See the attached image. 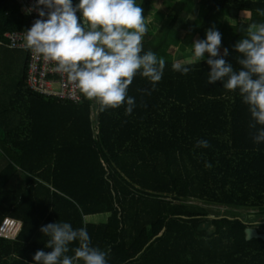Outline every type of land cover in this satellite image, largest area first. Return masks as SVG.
I'll return each instance as SVG.
<instances>
[{"label":"trees","instance_id":"16d2710c","mask_svg":"<svg viewBox=\"0 0 264 264\" xmlns=\"http://www.w3.org/2000/svg\"><path fill=\"white\" fill-rule=\"evenodd\" d=\"M140 6L149 28V6ZM193 7L177 0L161 33L144 36L141 54L165 66L155 85L137 73L126 115V101L102 112L83 96L75 103L30 90L29 52L11 50L6 34L27 31L32 17L0 0V226L23 225L17 239L0 238V264H36L37 251H52L41 228L56 222L86 228L90 246L110 250L107 264H264V232H247L264 223V142L253 141L249 106L223 81L207 83L209 54L182 62L190 71L181 74L169 53L191 57L194 39L214 29L229 52L216 58L240 70L234 46L264 23V0H200L189 23ZM11 58L14 69H3ZM188 200L247 212L248 221L223 217L209 236L200 219L209 215Z\"/></svg>","mask_w":264,"mask_h":264},{"label":"clouds","instance_id":"9594fccd","mask_svg":"<svg viewBox=\"0 0 264 264\" xmlns=\"http://www.w3.org/2000/svg\"><path fill=\"white\" fill-rule=\"evenodd\" d=\"M35 10L41 19L27 30L26 47L67 74L82 96L96 102L100 111L119 108L126 101L125 114L130 115L135 99L128 97L127 90L137 73L153 85L161 80L165 60L152 51L141 54L148 27L144 9L136 0H79L76 6L72 0H36ZM257 12L264 16V10ZM221 42L220 32L209 29L205 40L192 43L187 64L200 62L209 54L207 83L223 81L225 89L239 90L249 106L253 141L264 142V23L249 25L247 37L235 44L236 52L242 54L238 71L223 57L216 58ZM228 54L225 48L223 55ZM173 70L187 74L190 68L176 62ZM197 147L207 148L209 143L199 140ZM205 166L210 168L211 164ZM41 232L49 237L46 247L52 251H37L33 258L36 264H107L110 250L90 246L86 228L74 230L70 223L56 222L42 227ZM74 241H79V246L70 257L66 253Z\"/></svg>","mask_w":264,"mask_h":264},{"label":"built area","instance_id":"2783aa9c","mask_svg":"<svg viewBox=\"0 0 264 264\" xmlns=\"http://www.w3.org/2000/svg\"><path fill=\"white\" fill-rule=\"evenodd\" d=\"M15 2L21 7L23 14L32 17L31 26L37 19H41L35 10L36 0H15ZM41 7L43 8V6ZM44 10L45 12L48 11L47 9ZM77 15H80V13L78 12ZM26 32H9L6 34V38L9 41L8 46L11 50L29 52L27 71L28 88L47 97H56L60 100H68L75 103L81 102L82 94L79 92L76 84L68 78L67 74L58 72L53 62L45 60L42 56L26 47L24 39ZM22 228L23 225L21 222L6 219L0 226V238L15 240L21 234Z\"/></svg>","mask_w":264,"mask_h":264},{"label":"rangeland","instance_id":"374dc122","mask_svg":"<svg viewBox=\"0 0 264 264\" xmlns=\"http://www.w3.org/2000/svg\"><path fill=\"white\" fill-rule=\"evenodd\" d=\"M137 4H142V3H146L145 1H147V5L149 6V17L151 16L152 18H150L153 21H155V24H151L150 27L148 28L149 32H151L154 35H159L161 33V30L163 29L164 25L168 24L169 21V17L172 14V7L173 5L176 3L177 0H136ZM190 2H192L194 4L193 10L191 12V14L189 15V23L194 22V20L197 17V12H198V4L200 2V0H190ZM158 20V21H157ZM180 37L183 38L184 37V33L180 34ZM200 40L199 37H196L194 39V41ZM169 53L173 56L174 62H186L188 60L191 59V57H183L182 54L179 52V50L175 47H171L169 49ZM219 53L223 54L224 53V48H222L220 46L219 49ZM208 53L204 54V58H206V55ZM183 57V59H182ZM187 204H190V207H194V208H198L200 210H203L204 212H206L209 216L208 219L212 220V218H238L239 220L243 221V222H247L248 221V214L247 212H235L232 209H224L223 207H217V205L214 204H209V203H204L202 201H198V200H188L186 201ZM260 220V219H257ZM257 223H254V225H252L253 223H251V229L254 230V235L256 234H262L264 232V223H260L258 221H256ZM211 224H209V227L207 226V231L208 233H212L214 232V229L212 226H210Z\"/></svg>","mask_w":264,"mask_h":264},{"label":"flooded vegetation","instance_id":"af4514ba","mask_svg":"<svg viewBox=\"0 0 264 264\" xmlns=\"http://www.w3.org/2000/svg\"><path fill=\"white\" fill-rule=\"evenodd\" d=\"M198 218H200V217H198ZM209 217H206V218H200V219H203L204 220V222L201 224L202 225V228H204V229H207V226L209 227V224H211L210 226H212L213 228H215L214 229V232H212V233H209V236H212V235H214L215 233H216V226H215V221H219L220 219H215V218H212V220H210V219H208ZM236 218H231V220H235ZM215 236V235H214Z\"/></svg>","mask_w":264,"mask_h":264},{"label":"crops","instance_id":"0c3cea01","mask_svg":"<svg viewBox=\"0 0 264 264\" xmlns=\"http://www.w3.org/2000/svg\"><path fill=\"white\" fill-rule=\"evenodd\" d=\"M136 2H137V1H136ZM145 2L147 3V1H145ZM142 4H143V3H142ZM138 5H141V4H138ZM150 18H152V17L150 16ZM157 21H158V20H157ZM154 22H155V21H153L152 24H155ZM0 52H1V51H0ZM13 58H14V57H13ZM13 58H11V59H9V60L7 61L6 66H5V68L3 67V69H8V71L11 70V68L14 69L13 66H15L16 62H15V59H13ZM1 73H3V71H2ZM4 73H5V72H4Z\"/></svg>","mask_w":264,"mask_h":264},{"label":"water","instance_id":"95a60500","mask_svg":"<svg viewBox=\"0 0 264 264\" xmlns=\"http://www.w3.org/2000/svg\"><path fill=\"white\" fill-rule=\"evenodd\" d=\"M247 232H248L249 234H252V233H254V230L249 229Z\"/></svg>","mask_w":264,"mask_h":264}]
</instances>
